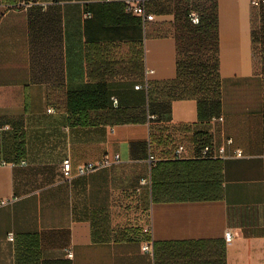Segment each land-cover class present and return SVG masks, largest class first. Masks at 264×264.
Instances as JSON below:
<instances>
[{"label":"crops","instance_id":"crops-1","mask_svg":"<svg viewBox=\"0 0 264 264\" xmlns=\"http://www.w3.org/2000/svg\"><path fill=\"white\" fill-rule=\"evenodd\" d=\"M186 2L146 0V27L124 0H0V201L12 200L0 205V264H264V75L251 0H216L218 111L162 92L177 78ZM146 80L151 97L135 88ZM204 134L232 138L243 155L195 156ZM176 142L192 156L175 159Z\"/></svg>","mask_w":264,"mask_h":264},{"label":"trees","instance_id":"trees-1","mask_svg":"<svg viewBox=\"0 0 264 264\" xmlns=\"http://www.w3.org/2000/svg\"><path fill=\"white\" fill-rule=\"evenodd\" d=\"M191 9L199 13V24L194 25L189 21L188 13ZM252 10L253 40L255 47L259 49L258 52L257 50L255 52L259 54L258 63H260L264 75V3L260 6L252 5ZM182 14L186 16L185 27L188 34L184 35L178 43L177 78L169 84L167 83L162 92L177 99L197 98L201 102L210 104V107L215 106V110L218 111L221 98L224 99L226 93L221 88L223 83L219 65L216 0H187ZM147 23H145L146 27ZM142 59L144 66V48H142ZM156 90L150 84L146 90L147 95L151 97V94ZM116 107H119V100ZM151 115H154L155 118H150V120L157 118L155 114H150L149 117ZM159 138L158 144L160 146L169 145V137L161 136ZM195 140L202 146L210 142V136L196 135ZM165 163L163 161L158 164V167L161 166V171L165 170ZM161 183L163 194H165V179Z\"/></svg>","mask_w":264,"mask_h":264},{"label":"built area","instance_id":"built-area-1","mask_svg":"<svg viewBox=\"0 0 264 264\" xmlns=\"http://www.w3.org/2000/svg\"><path fill=\"white\" fill-rule=\"evenodd\" d=\"M264 3V0H251V5H255V6H260L261 4ZM124 5L125 8L127 10V12L133 13L135 15H138L141 17V19L143 20V23L149 22V21H153L155 20V15L151 14L147 11V7H146V0H124ZM188 19L189 21L196 25L199 24L200 22V16L199 13L194 10L191 9L188 13ZM136 89H141V88H145L146 90H148L149 88V82L148 80H146L145 84H137L135 86ZM113 103L115 105L118 104V99L117 98H113ZM49 112L53 111V108H49L48 109ZM150 118H155L154 115H151ZM222 119V118H221ZM3 128H8V126H4ZM233 143V139L232 138H228L226 140V143L223 145H217L214 141H210L204 145L201 146L200 150L198 152H196L195 156L200 157V158H228V157H233V156H242L243 152L240 148H236L233 150H229L228 147H230ZM192 156L191 154V150L187 147V145H185L182 142H176L174 144V150H173V157L176 159H186V158H190ZM116 160H118L120 157L119 155L115 156ZM150 160L151 161H156V156L155 154H150ZM111 160L110 158H105L101 161L98 162H89L86 164H82L78 167V172L80 174H85L88 172H92L97 170L98 168H101L103 166H108L111 164ZM2 164H8L5 161H2ZM11 165H16L18 164V162H11L9 163ZM19 164H27V160L22 159ZM62 172L65 178L70 179L73 176V168H72V161L70 158H66L63 160L62 163ZM142 184L146 183V180L143 179ZM12 200H1L0 201V205H6L8 203H10ZM225 239L227 242H231L234 238V234L231 230H227L225 232L224 235ZM10 239H13V237L9 236ZM142 251L145 253H151L153 254V242L152 241H145L142 244ZM68 256L72 257L73 256V252L70 250L68 252Z\"/></svg>","mask_w":264,"mask_h":264},{"label":"rangeland","instance_id":"rangeland-1","mask_svg":"<svg viewBox=\"0 0 264 264\" xmlns=\"http://www.w3.org/2000/svg\"><path fill=\"white\" fill-rule=\"evenodd\" d=\"M183 143V142H182Z\"/></svg>","mask_w":264,"mask_h":264}]
</instances>
